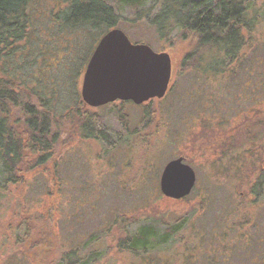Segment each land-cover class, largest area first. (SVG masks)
Here are the masks:
<instances>
[{"label": "rangeland", "instance_id": "374dc122", "mask_svg": "<svg viewBox=\"0 0 264 264\" xmlns=\"http://www.w3.org/2000/svg\"><path fill=\"white\" fill-rule=\"evenodd\" d=\"M36 5L49 12L60 3ZM36 5L34 31L30 28L32 35L22 42L30 49L22 45L10 60H2L10 71L5 76L30 84L38 78L53 84L56 78L81 91L101 32L89 36L87 27L58 29L52 17L37 20ZM256 5L260 19L248 39L255 40L253 46L234 74L217 80L181 65L189 43L162 44L137 12L117 9V26L133 42L171 55L169 89L164 98L142 105H86L110 125L98 138L85 137L80 125H73L63 135L55 133L52 160L38 166L31 159L23 162L19 183L3 189L0 174V264H69L62 257L71 250H76L72 264L93 251L99 258L92 264H224L223 235L230 230L229 238L234 236L229 226L243 219L246 209L252 212L249 191L264 169V1ZM63 96L61 102L74 104L70 90ZM180 156L197 181L190 195L177 200L162 193L160 179L167 162ZM122 217L124 232L115 222ZM180 221L178 234L167 243L154 240L145 254L119 247L120 238L140 225L162 230Z\"/></svg>", "mask_w": 264, "mask_h": 264}, {"label": "trees", "instance_id": "16d2710c", "mask_svg": "<svg viewBox=\"0 0 264 264\" xmlns=\"http://www.w3.org/2000/svg\"><path fill=\"white\" fill-rule=\"evenodd\" d=\"M38 1L0 0V174L5 178L3 189L11 183L20 182L19 175L24 172L21 165L27 159L34 160L36 166L52 160L57 133L63 135L73 125H80L85 137L98 138L104 128L110 126L101 115L85 110L81 91L74 92L65 81L53 78L55 83L45 84L38 78L30 84L20 77L10 79L5 76L10 71L3 68L4 59L10 60L22 45L25 50L30 49L27 43L22 42L32 35L29 34L31 29L34 31V2L36 5ZM258 1L59 0L60 5L49 12H41L36 5V16L37 20L52 17L58 29L87 27L89 36L98 31L101 32V39L108 30L117 27V9L128 7L139 14L138 19L148 22L162 44L173 46L186 42L191 45L184 53L183 67L217 80L218 77L234 74L242 66L248 49L253 46L255 40L249 42L248 39L260 19ZM146 5L148 8L145 9ZM143 8L145 10L142 11ZM67 89L75 95L73 105L61 102ZM114 112L115 117L119 116L120 112ZM65 118L73 120L66 123L63 122ZM103 138L107 141L104 135ZM258 176L249 191L254 196L249 204L253 207L252 212H249L250 208L246 209L243 219L229 226L238 233L229 238L230 230H227L223 235L224 264H264V169ZM123 219L115 221L121 222V232L127 225L126 220L122 224ZM183 225L180 221L162 230L155 229L151 223L140 225L125 238H120L118 244L121 250L136 255L145 254L154 248V240L157 239L160 244L167 243ZM97 255L93 251L82 262L78 258L75 264H92L99 258ZM62 258L72 264L76 250H71ZM210 263L217 264L215 261Z\"/></svg>", "mask_w": 264, "mask_h": 264}, {"label": "water", "instance_id": "95a60500", "mask_svg": "<svg viewBox=\"0 0 264 264\" xmlns=\"http://www.w3.org/2000/svg\"><path fill=\"white\" fill-rule=\"evenodd\" d=\"M83 77L82 100L93 108L116 101L137 105L164 98L172 78L171 55L131 40L120 27L108 30L95 46ZM197 175L184 157L167 162L160 187L166 197L182 199L195 188Z\"/></svg>", "mask_w": 264, "mask_h": 264}, {"label": "flooded vegetation", "instance_id": "af4514ba", "mask_svg": "<svg viewBox=\"0 0 264 264\" xmlns=\"http://www.w3.org/2000/svg\"><path fill=\"white\" fill-rule=\"evenodd\" d=\"M93 52H94V51H93ZM92 54H93V53H92ZM92 54H91V56H92ZM91 56H90V57H91ZM90 59H91V58H90ZM90 59H89V60H90ZM88 62H89V61H88ZM87 64H88V63H87ZM172 73H173V70H172ZM169 85H170V84H169ZM168 87H169V86H168ZM81 94H82V92H81ZM118 101H119V100H118ZM118 101H116V102H118ZM120 101H123V100H120ZM150 101H151V100H150ZM130 102H131V101H130ZM144 103H145V102H144ZM141 105H142V104H141ZM87 106H89V105H87ZM90 107H91V106H90Z\"/></svg>", "mask_w": 264, "mask_h": 264}]
</instances>
